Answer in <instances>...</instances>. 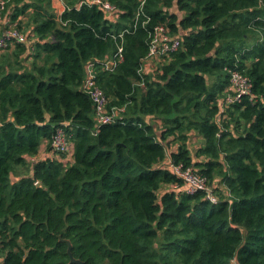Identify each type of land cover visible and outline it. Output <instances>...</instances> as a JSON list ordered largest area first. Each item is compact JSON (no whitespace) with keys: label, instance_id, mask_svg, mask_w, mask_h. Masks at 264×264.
Segmentation results:
<instances>
[{"label":"trees","instance_id":"obj_1","mask_svg":"<svg viewBox=\"0 0 264 264\" xmlns=\"http://www.w3.org/2000/svg\"><path fill=\"white\" fill-rule=\"evenodd\" d=\"M52 1L0 10V33L8 17L29 39L0 49V264H72L63 239L85 264H264V0H107L115 21ZM158 25L179 47L144 66ZM88 64L112 122L97 125ZM228 70L254 101L228 102ZM170 141L217 202L185 191Z\"/></svg>","mask_w":264,"mask_h":264},{"label":"built area","instance_id":"obj_2","mask_svg":"<svg viewBox=\"0 0 264 264\" xmlns=\"http://www.w3.org/2000/svg\"><path fill=\"white\" fill-rule=\"evenodd\" d=\"M7 0H0V10H3ZM84 3V1L80 2ZM89 4L96 5L103 10L106 18L110 21H115L118 16V9L107 0H90ZM64 8L56 9L58 15L61 14ZM2 31L0 33V49L6 47L11 43H28L29 39L27 33L19 29L16 24L10 23L8 17L2 18ZM180 41L178 37L171 36L167 29L158 25L154 28L149 42V50L145 58V63L150 66H155L159 57L176 50L179 47ZM117 56L120 60L122 58V46L117 47ZM230 73V88L232 94L228 95V102L240 100L243 95H248L250 100L255 99L251 92L252 83L250 79L236 70H228ZM84 89L90 94L94 103L95 120L97 125L112 122L114 120L115 112H107V97L96 84L94 73L92 72L91 64L86 67V76L83 83ZM52 148L61 154L65 155V160H68L72 154V145L68 141L65 132L62 129H57L56 134L51 142ZM168 167L171 171L179 177L184 189L187 193L193 194L202 191L205 197L211 202H217V197L214 194L213 187L208 183L205 177L195 173L191 168L182 167L181 164H173L170 160ZM1 260V258H0Z\"/></svg>","mask_w":264,"mask_h":264},{"label":"crops","instance_id":"obj_3","mask_svg":"<svg viewBox=\"0 0 264 264\" xmlns=\"http://www.w3.org/2000/svg\"><path fill=\"white\" fill-rule=\"evenodd\" d=\"M52 5L53 6H55L54 8L55 9H61V8H64V4H63V2H62V0H53L52 1ZM193 135V134H192ZM193 136H195V135H193ZM196 141H197V143L196 144H201V142H202V139L199 137V136H196ZM177 148V144L176 143H174V142H169V146H168V149H167V156H166V160H165V162H166V164H168V162H169V154H170V152L172 151V150H175Z\"/></svg>","mask_w":264,"mask_h":264},{"label":"water","instance_id":"obj_4","mask_svg":"<svg viewBox=\"0 0 264 264\" xmlns=\"http://www.w3.org/2000/svg\"><path fill=\"white\" fill-rule=\"evenodd\" d=\"M37 185H40L39 182H36ZM67 243V249L66 252L69 256V262L72 264H85V262L79 258H76L73 256L72 250H71V243L69 240L63 239Z\"/></svg>","mask_w":264,"mask_h":264},{"label":"rangeland","instance_id":"obj_5","mask_svg":"<svg viewBox=\"0 0 264 264\" xmlns=\"http://www.w3.org/2000/svg\"><path fill=\"white\" fill-rule=\"evenodd\" d=\"M191 142L193 143V144H196L197 143V141H196V136H191ZM42 154V152L39 154V156H38V158H40V157H42L43 155H41ZM64 155V154H63ZM65 156V155H64ZM65 158V157H64ZM167 165V164H166ZM3 258H2V256H1V260H2Z\"/></svg>","mask_w":264,"mask_h":264}]
</instances>
